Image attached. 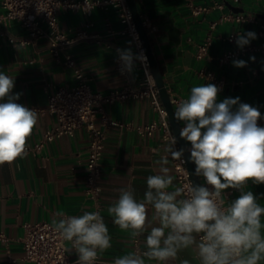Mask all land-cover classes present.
I'll list each match as a JSON object with an SVG mask.
<instances>
[{"label": "crops", "instance_id": "obj_1", "mask_svg": "<svg viewBox=\"0 0 264 264\" xmlns=\"http://www.w3.org/2000/svg\"><path fill=\"white\" fill-rule=\"evenodd\" d=\"M218 2H223L224 6L217 7ZM136 3L150 32L154 52L173 100L187 99L192 87L212 83L221 88L217 102L239 97L240 103L256 107L262 117L259 120H264V35L259 33L264 23V0H240L238 3L232 0H193V4L189 0H136ZM200 5L209 9L196 12L194 6ZM233 7H238L237 12L248 18L244 21H217L222 12L234 10ZM171 19L180 29L179 42H175L169 33ZM59 23L68 37L76 35L79 29L88 34L70 43L60 52V58L53 53L46 37L35 44L21 43L20 38L27 32L17 21L4 23L0 30V71L14 78L11 94H20L15 102L33 110L41 109L36 110L38 123L27 145L40 141L45 131L57 124L56 115L46 109L50 91L75 83L73 69L62 61L65 53L74 55L93 89L102 93L122 87L127 80L118 69L117 50L130 49L133 53L132 80L139 83L144 77L141 60L128 36L122 33L124 23L116 8L97 6L90 13L81 9H63L59 13ZM43 26L47 25L43 23ZM237 32L238 36L254 32L256 38L245 45L251 46L246 51L221 61L227 51H240L241 47L236 44L238 37L229 39L231 33ZM208 39L207 53L198 58L199 46ZM239 60L245 61L246 66L235 67L233 61ZM207 72H212L213 77L207 76ZM236 107L233 106V110ZM105 109L113 119L127 125L107 128L100 180L101 215L109 229L111 247L99 252L101 261L97 264H113L122 255L130 252L142 255L147 250V233L133 238L130 231H122L113 223V217L107 211L119 198V189L131 187L136 198L142 199L147 190V177L158 174L156 162L165 156L174 177L169 190L179 187L171 156L164 151L170 144L162 138V131L156 130L148 135L137 129L139 124L159 119L150 99L118 100L106 104ZM96 124L101 125L99 116ZM258 125L264 127L263 122ZM89 143L88 130L81 127L72 135L64 134L46 142L39 152L29 151L12 164L0 165V230L9 238L0 241V264H11L13 260L31 264L23 260L26 223H52L54 218L59 219L55 217L57 211L65 216H78L91 210L92 202L84 191ZM201 179L204 184V178ZM245 191H252L257 203L264 207V184L249 181ZM240 194L239 190H225L226 206ZM261 223L264 236V215ZM139 249L142 252L137 251ZM69 255L78 257L75 250L69 251ZM185 259L190 264H200L194 247L179 251L177 258L169 264H181ZM145 261L146 264H160L147 258ZM258 264H264V260Z\"/></svg>", "mask_w": 264, "mask_h": 264}, {"label": "clouds", "instance_id": "obj_2", "mask_svg": "<svg viewBox=\"0 0 264 264\" xmlns=\"http://www.w3.org/2000/svg\"><path fill=\"white\" fill-rule=\"evenodd\" d=\"M256 38L254 32L239 35L243 48ZM123 70L131 73L134 55L130 49L117 50ZM146 60V57H139ZM244 67L243 60L233 61ZM14 78L0 71V165L12 164L27 154V141L38 123L39 113L16 103L12 95ZM221 88L209 83L191 88L173 113L184 122L180 137L189 142L190 155L174 149L176 139L165 147L173 160L195 165L194 175L204 184L175 187L167 167V156L156 163L159 172L146 179L147 190L137 199L131 187L119 189V198L107 211L113 223L133 238L144 233L146 251L116 258L113 264H146L147 260L169 264L178 252L194 247L200 264H258L264 260V236L261 217L264 207L252 191H245L249 181L264 184V127L258 125L261 113L239 97L217 102ZM233 106H237L233 110ZM227 189L240 191L238 198L224 206ZM186 193V194H185ZM52 225L59 236L71 244L78 255L76 264H96L98 252L111 247V237L99 212L83 211L78 216L55 213ZM181 264H190L185 259Z\"/></svg>", "mask_w": 264, "mask_h": 264}, {"label": "built area", "instance_id": "obj_3", "mask_svg": "<svg viewBox=\"0 0 264 264\" xmlns=\"http://www.w3.org/2000/svg\"><path fill=\"white\" fill-rule=\"evenodd\" d=\"M232 1L238 3L240 0ZM189 2L193 4V0H189ZM1 5L0 30L4 23L17 21L27 32L24 37L20 38L21 43L35 44L40 38L46 37L49 39L51 50L57 58H60V52L70 43L78 40L80 37L88 35L84 29H79L76 31V35L68 37L65 29L59 23V13L61 10L68 8L81 9L86 13H90L97 6H112L116 8L121 21L124 23L122 33L128 36L135 53L139 57H146V60L140 59L142 67L144 68V77L141 82H134L130 73L123 70L122 62L118 59V69L126 75L127 80L122 87L113 89L107 93H102L93 89L88 76L77 65L74 55L65 53L62 61L66 66L73 69L75 83L70 86H58L50 91L46 109L56 115L57 124L47 129L44 137L40 141L34 145H27L26 148V152H39L46 142L64 134L72 135L76 129L86 127L89 133L90 143L87 154L84 191L86 197L92 202L90 211L99 212L101 215L102 188L100 180L103 174L102 157L107 137V128L112 125H119L121 127L127 125L119 120L113 119L105 109L106 104L128 98L150 99L154 110L159 114V119L149 123L139 124L137 125V129L141 133L148 135L153 134L156 130H161L162 138L169 144L175 138L176 144L174 145V149H180L168 117V112L161 100L159 89L154 80L142 40L127 0H1ZM216 6L223 7L224 3L218 2ZM208 9L209 7L204 5L194 6L196 12ZM247 18L244 13L230 10L222 12L217 21H244ZM43 23L47 26L44 27ZM215 24L216 22L213 23V26ZM148 33L150 35L149 31ZM259 33L264 35V23L261 24ZM238 34V32L231 33L229 39H236ZM208 45L209 39L199 46L198 58H202L207 53ZM250 47L244 46L239 52L227 51L220 60L223 61L227 58L236 57L240 52H244ZM206 74L209 77H213L212 72H207ZM172 101L176 108L180 99H172ZM34 110L41 109L34 108ZM98 116L101 121V125L99 126L96 124V118ZM262 122L264 123V120H258L257 123ZM184 126V123L181 124V129ZM188 147L189 149L191 147L189 142ZM182 159L185 160V157L183 156ZM171 161L178 186L185 188L190 186L193 181L187 164L181 163L180 160H173L172 157ZM222 198L224 199V196ZM224 206L226 207L225 200ZM8 239V235L3 230H0V241H7ZM136 242H138V239H136ZM70 248L71 244L59 236L51 222L38 221L25 224L23 260L31 264H75L78 257H70ZM137 251L142 252L140 249ZM100 261L101 258L98 252L96 264ZM11 264H21V262L13 260Z\"/></svg>", "mask_w": 264, "mask_h": 264}, {"label": "water", "instance_id": "obj_4", "mask_svg": "<svg viewBox=\"0 0 264 264\" xmlns=\"http://www.w3.org/2000/svg\"><path fill=\"white\" fill-rule=\"evenodd\" d=\"M127 3L131 9L132 15L134 22L136 24L137 30L139 32L140 38L142 40L145 53L147 55L150 68L154 77V80L156 82V85L159 89V94L161 97V100L163 102V105L165 106L167 112H168V117L171 123V126L173 128V131L177 137L180 149L183 148L184 151V157L185 160L187 161L190 152H189V147H188V142L185 141L180 137V131H181V122L176 121L173 118V113L175 111V106L172 101V96L170 92L168 91V88L166 86V82L162 73V70L160 68L159 62L157 60L156 54L154 52L153 46H152V41L151 37L148 33L147 26L144 22V19L138 9L136 0H127ZM235 11H238V7H233ZM169 28V33L172 35V38L174 39L175 42H179L180 40V29L174 24V19L170 20V24L168 25ZM188 170L190 172L193 184H203V181L201 177H197L194 175L195 171V165L190 162H186Z\"/></svg>", "mask_w": 264, "mask_h": 264}]
</instances>
